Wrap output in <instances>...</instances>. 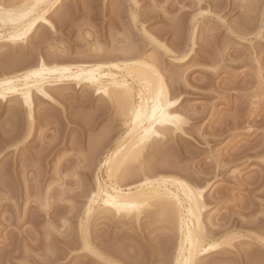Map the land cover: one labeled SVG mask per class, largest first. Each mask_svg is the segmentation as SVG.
Returning <instances> with one entry per match:
<instances>
[{"label": "rangeland", "instance_id": "1", "mask_svg": "<svg viewBox=\"0 0 264 264\" xmlns=\"http://www.w3.org/2000/svg\"><path fill=\"white\" fill-rule=\"evenodd\" d=\"M54 1L0 0V264H264V0Z\"/></svg>", "mask_w": 264, "mask_h": 264}, {"label": "bare ground", "instance_id": "2", "mask_svg": "<svg viewBox=\"0 0 264 264\" xmlns=\"http://www.w3.org/2000/svg\"><path fill=\"white\" fill-rule=\"evenodd\" d=\"M56 4H57V0H55V1L53 2V4L51 5V8H52V7H55ZM56 7H57V6H56ZM53 10H54V9H53ZM50 12H51V10H50ZM50 12H49V13H50ZM46 13H48V11H47ZM38 22H39V21H38ZM30 26H31V25H30ZM30 26H29L28 28H23V27L17 26V27H15V28L12 29V33H11V35H12V36H16V35H20V34H23V33H27L28 30L31 28ZM33 27H34V25H33ZM30 31H32V29H30ZM30 31H29V34H30ZM25 39H26V38H25ZM17 50H18V49H17ZM57 50H58V51H55L56 55H57L58 53H63V52H64V51H63V52H60L61 49H60V50L57 49ZM9 53H10V52H9ZM9 53H8V55H10ZM16 53H18V52H16ZM16 53L12 54L13 58H10V57H12V56H10V57L8 56V57L10 58V60L13 59L12 62H14V60L16 59V58L14 59V57H18V56H19V57L22 58V56H20V53H19L18 55H17ZM103 54H104V53H103ZM111 54H112V53H111ZM22 55H23V54H22ZM56 55H54V56L56 57ZM100 55H102V54H100ZM100 55H99V57H97V59H98V58L100 59V58L102 57V56L100 57ZM113 55H114V54H113ZM116 55H117V54H116ZM54 56H53V57H54ZM60 56H62V55L60 54ZM60 56H58L59 58L56 57L57 60H59V59L61 58ZM96 56H98V55H96ZM105 56H107V55H104L103 57H105ZM108 56H109V54H108ZM108 56L105 57V58H103V60L106 59V58H107V59L110 58V57H108ZM117 56H118V55H117ZM25 57L27 58L28 56L26 55ZM62 57H63V56H62ZM94 57H95V56H94ZM118 57H119V56H118ZM29 58H31V57L29 56ZM29 58H28V59H29ZM56 58H55V59H56ZM73 58H74V57H73ZM86 58H90V57L88 56V57H86ZM120 58H121V57H120ZM7 59H8V58H7ZM7 59H6V60H7ZM22 59H23V58H22ZM22 59H21V60H22ZM61 59H63V58H61ZM61 59H60V60H61ZM66 59H67V58H66ZM95 59H96V58H95ZM97 59H96V60H97ZM17 60H18V59H17ZM17 60H16V62H17ZM21 60H20V61H21ZM24 60L26 61L27 59L24 58ZM24 60H22V63H19V61H18L19 66H20V65H24V66H25V65H29L28 63L24 64V62H23ZM33 60H34V59H33ZM33 60H32V62H33ZM64 60H65V59H64ZM68 60H69V59H68ZM70 60H71V59H70ZM72 60H74V59H72ZM90 60H91V59H90ZM92 60H93V57H92ZM110 60H111V59H110ZM116 60H117V58H116ZM30 61H31V59H30ZM30 61H29V62H30ZM43 61H44V59H43ZM62 61H63V60H62ZM26 62H27V61H26ZM32 62H31V63H32ZM9 63H11V61H10ZM15 64H16V63H15ZM18 64H16L15 66H13V65H12V66H13L14 68L17 67V69L23 67V66L19 67ZM3 67H4V66H3ZM3 67L1 68V66H0V68H1L0 70H2V72H3V70H4ZM9 67H10V66H8V67L5 66L4 68H7V69H6V71H4L3 73L7 72V70H8V71H11V69L13 70V67H12V68L10 67L11 69H9ZM0 73H1V71H0ZM121 89H122V88H121ZM131 92H132V91H131ZM128 93H129V91H128ZM128 98H129V97H128ZM130 105H131V104H130ZM132 108H133V106H132ZM130 110H131V109H130ZM138 110H139V109H138ZM137 112H138V111H137ZM177 123H178V122H177ZM176 129H177V128H176ZM137 144H139V143L136 142V143H134L133 146H137ZM133 146H132V148L134 149ZM149 190H151V189H149ZM149 190H148V191H149ZM148 191H147V192H148ZM132 194H133V193H132ZM132 194H128L127 197L123 199L122 195H121L119 192H117L116 195H117V197L120 199V200H118L117 202H120V203H122V204L125 205V206H126V205H132V204H139V202H138L139 195H138V194H136V195L133 194V195H132ZM193 220H194V219H193ZM203 250H204V251H202V252H206V251H208L207 249H203Z\"/></svg>", "mask_w": 264, "mask_h": 264}]
</instances>
